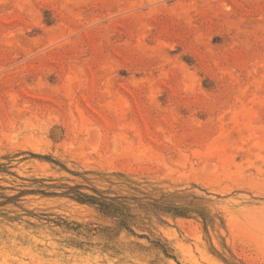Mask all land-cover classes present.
I'll return each instance as SVG.
<instances>
[{"label":"rangeland","instance_id":"rangeland-1","mask_svg":"<svg viewBox=\"0 0 264 264\" xmlns=\"http://www.w3.org/2000/svg\"><path fill=\"white\" fill-rule=\"evenodd\" d=\"M29 152L199 184L222 196L211 207L226 229L159 225L174 259L126 232L112 257L58 226L0 225V264H230L220 234L264 264V0H0V154L18 153L25 176H72ZM26 198L37 214L109 223L65 197Z\"/></svg>","mask_w":264,"mask_h":264},{"label":"trees","instance_id":"trees-1","mask_svg":"<svg viewBox=\"0 0 264 264\" xmlns=\"http://www.w3.org/2000/svg\"><path fill=\"white\" fill-rule=\"evenodd\" d=\"M31 153L40 159H49L60 170L69 172L70 178L25 176L17 171L15 161L18 153L0 154V225L25 223L26 227L40 228L44 225L58 226L60 233L74 237L65 240L68 245L85 251L101 246L102 252L115 257L122 253L117 246L122 232L145 238L152 247L168 258L177 259L175 248L161 235L156 234L159 225H169L170 219H196L204 233L210 229H226V217L222 211L213 212L211 196L221 198L196 183L190 186H167L168 181L150 176H138L125 170L71 169L64 162L50 156ZM18 162L21 159L17 160ZM29 195L42 197H65L94 208L108 224L69 221L61 216L37 214L24 204ZM36 218L39 222L32 221ZM99 236L103 242H92ZM223 250L215 253L226 263L244 264L228 247L220 234ZM81 238V239H80ZM60 241V240H59ZM139 249L144 246L135 243ZM232 261V262H231Z\"/></svg>","mask_w":264,"mask_h":264}]
</instances>
